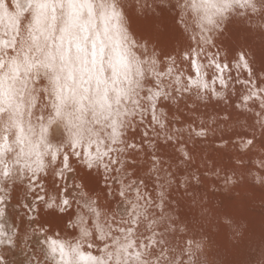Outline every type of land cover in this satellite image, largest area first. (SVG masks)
Here are the masks:
<instances>
[{"label":"clouds","instance_id":"9594fccd","mask_svg":"<svg viewBox=\"0 0 264 264\" xmlns=\"http://www.w3.org/2000/svg\"><path fill=\"white\" fill-rule=\"evenodd\" d=\"M244 36L264 0H0V264H264Z\"/></svg>","mask_w":264,"mask_h":264},{"label":"rangeland","instance_id":"374dc122","mask_svg":"<svg viewBox=\"0 0 264 264\" xmlns=\"http://www.w3.org/2000/svg\"><path fill=\"white\" fill-rule=\"evenodd\" d=\"M234 30L236 31L237 36L239 35V37H237L235 39L232 37V39H233L232 41H234L236 43H240L241 42V32H242V30L233 29V31ZM243 40H244V42H247V43L251 44L253 48L256 46L255 47V53H256V56H257V60L262 62V60L264 59V44L255 43L251 36H244ZM229 42L231 43V41H227L226 43H229ZM261 45H262V47H261ZM242 214L244 216H246V218L249 219V225H250V228L253 231H259L260 230L261 224L264 223V214H262L259 210H249L247 207H245L242 210Z\"/></svg>","mask_w":264,"mask_h":264},{"label":"bare ground","instance_id":"6f19581e","mask_svg":"<svg viewBox=\"0 0 264 264\" xmlns=\"http://www.w3.org/2000/svg\"><path fill=\"white\" fill-rule=\"evenodd\" d=\"M149 26H150V22L149 21H142L141 22V28L143 29V30H145V31H147L148 30V28H149ZM235 31V30H234ZM233 30H232V37L235 39V38H237V37H239V35L237 36V33H236V31L234 32ZM239 39V38H238ZM237 39V40H238ZM233 40V39H232ZM236 41V40H235ZM230 43V42H229ZM236 43V42H235ZM256 47V46H255ZM255 47H254V49H255ZM260 47V46H259ZM261 47H262V45H261ZM263 49V48H262ZM260 56V55H259ZM262 56V55H261ZM257 57V56H256ZM262 62H264V59L262 60Z\"/></svg>","mask_w":264,"mask_h":264}]
</instances>
